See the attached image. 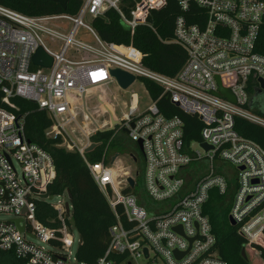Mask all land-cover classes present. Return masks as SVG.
<instances>
[{"label":"built area","instance_id":"2783aa9c","mask_svg":"<svg viewBox=\"0 0 264 264\" xmlns=\"http://www.w3.org/2000/svg\"><path fill=\"white\" fill-rule=\"evenodd\" d=\"M78 1L74 15L32 16L0 5V91L9 109L17 110L12 99H20L46 114L51 122L44 131L47 139L60 137L59 148L79 154L107 201L114 225L105 254L93 264H226L217 255L216 238L204 214L212 191L230 195L229 218L245 240L243 250L249 261L264 264L252 248L264 245V149L235 128L236 120L264 128L258 101L264 94L258 83L264 82V56L255 51L264 0H191L200 13L189 15L193 23L184 14L178 16L172 40L164 42L178 45L187 55L173 77L146 68L132 43L102 41L91 25L113 11L131 36L141 26L155 32L152 13L164 8L165 0ZM179 5L186 14L189 2L180 0ZM80 33L91 42L78 38ZM38 49L52 59L50 67L33 65ZM115 69L135 78L129 89L137 81L144 87L149 105L142 106V97L131 93L118 115L114 107L112 113L102 107V96L92 94L105 95L112 83L120 89L110 73ZM143 80L162 89L157 100ZM218 80L234 103L216 96ZM164 95L202 123L200 142L186 144L182 120L159 111L157 102ZM91 101L95 105L89 109ZM100 114L109 119H92ZM112 120L117 122L113 129H127L128 139L141 142L140 183L136 171L132 175L117 165L118 155L109 162L104 156L95 163L85 158L90 137L110 130ZM76 131L82 136L76 139L78 145L67 142V132ZM54 178L53 159L27 139L24 118L0 109V216L9 217L0 220V251L23 264H86L70 251L72 207L47 202ZM138 190L144 194L143 203L135 194ZM39 202L56 212V220H51L56 227L37 220ZM111 255L122 258L116 263Z\"/></svg>","mask_w":264,"mask_h":264},{"label":"trees","instance_id":"16d2710c","mask_svg":"<svg viewBox=\"0 0 264 264\" xmlns=\"http://www.w3.org/2000/svg\"><path fill=\"white\" fill-rule=\"evenodd\" d=\"M180 0H165L163 9L152 13L153 28L155 32L147 27L136 28L133 36L121 23L118 15L113 11L106 12L102 18L94 19L92 27L99 38L107 43L117 45H132L142 53L143 65L149 70L161 75L173 77L186 61L185 51L174 43H164L172 40L174 22L178 16L184 14L190 23L189 15L200 13L191 0L186 14L182 12ZM0 5L25 15H51L66 13L74 15L80 8L78 0H70L66 10L53 2L42 0H0ZM202 13V12H201ZM255 51L264 56V21L260 27ZM146 90L153 100H157L161 94L160 89L155 84L143 80ZM256 84V83H255ZM253 90L250 89V93ZM3 95L0 91V109L9 110L16 117L24 118V128L27 139L43 148L53 159L55 167V178L49 188L51 196L61 195L65 192L69 194V203L72 207L69 226L78 234L79 244L75 252L78 261L86 264H93L105 254L109 242V229L114 225V218L104 196L93 181L84 161L77 152H69L59 148L62 140L45 139L44 131L51 126L46 114L38 107L27 101L12 99L17 110L9 109L2 102ZM159 111L166 117L177 116L183 122V139L186 144L200 142V131L202 123L196 118L181 112L174 106L166 95L157 102ZM235 128L238 134L246 139L256 142L264 149V128L250 124L243 120L235 121ZM114 132L122 133L123 138L114 141ZM90 142L96 144L91 152L85 154V158L90 163L98 162L103 156L109 162L112 157H107L110 149H121L132 141L125 134L115 128L97 132L90 137ZM136 155H131L135 159L137 166V181H142L143 161L142 155L137 145L133 143ZM130 156V157H131ZM136 196L140 203L145 201L142 191H136ZM231 204L230 195H219L216 191L210 193V197L204 206V214L208 217L212 233L216 238L215 249L217 255L226 264H260L258 260L246 261L242 258L241 252L245 245V240L238 234L237 227L229 223V209ZM36 218L44 226L56 227L57 224L51 220H56V212L46 202L37 203ZM252 248L259 253V259L264 263V245H253ZM116 263L120 262L121 256L111 255ZM248 258V257H247ZM7 264H23L11 253L0 251V260Z\"/></svg>","mask_w":264,"mask_h":264},{"label":"rangeland","instance_id":"374dc122","mask_svg":"<svg viewBox=\"0 0 264 264\" xmlns=\"http://www.w3.org/2000/svg\"><path fill=\"white\" fill-rule=\"evenodd\" d=\"M85 22H87V20ZM78 38L83 39L86 42H91L90 38L84 36L82 33H80ZM131 93H136L142 97V99H143L141 102L142 106L150 104V102L148 101V98L145 94L144 87L142 85H140V83L138 81L127 91L120 90L116 84L112 83L111 85H109L108 90H107L105 95H102L99 91L94 92V94H92V95L93 96L101 95L103 98V105L106 104L107 106H110L111 108L114 107L116 109L117 115H118V112H120V110L122 109V103L125 102L126 104H128L129 95ZM258 101L260 103V112L264 116V94H262L258 97ZM89 105H90L89 109H91L95 104L93 103V101H91V103H89ZM103 105H102V107H103ZM89 112L92 113V110H90ZM92 119L97 121V123H102L104 120L109 119V115H107V116H102V114H100V116L93 115ZM78 123L82 124L81 118L79 119ZM71 127H72V129H76V127H74V126H71ZM102 131H104V129ZM125 136L127 137V135H125ZM44 137H45V139H47L45 132H44ZM80 138H82V136L80 135V133L78 131H76L74 134H70L67 132L66 141L69 143L74 142L76 145H78L77 144L78 141L76 139H80ZM113 138H114V141L117 142L120 138H123V134L114 132ZM83 142L86 143L85 140H83ZM90 144H94V143L90 142ZM133 146H135L133 144V142L132 143L128 142V145L125 146L124 149L123 148L113 149V150L110 149L107 153L108 158L112 157L115 154H119V162L117 165H121L122 167L125 168V171L131 172L132 175L137 170L136 164L133 162V159L130 158L131 155L132 156L136 155L134 152L130 153V151H134V150H132ZM63 149H65L66 151H69V152H73V151L68 150L66 148H63ZM47 202L49 204L55 205V206L64 205V204H68L69 206H71L69 203V199L64 194L52 196L48 199ZM8 218L9 217H6V216H0L1 221L7 220ZM73 239H74V243L71 246L70 251L72 252L73 255H75L76 249L78 247V234L75 230H73ZM33 242L35 245L44 246L47 248L46 245L41 244L38 241H33ZM246 256H247V254H246ZM0 264H7V263L1 259Z\"/></svg>","mask_w":264,"mask_h":264},{"label":"water","instance_id":"95a60500","mask_svg":"<svg viewBox=\"0 0 264 264\" xmlns=\"http://www.w3.org/2000/svg\"><path fill=\"white\" fill-rule=\"evenodd\" d=\"M42 1H50V2L56 3L61 8V10L65 11L67 3L69 0H42ZM148 23H151L150 18L148 19ZM32 63H33V65L39 66V67H50V65L52 63V59L49 56H47L43 52L42 49H38L36 51V53L34 54V56L32 57ZM110 73L122 91H127L129 89V87L133 84V82L135 81V78L133 76H131V75H129L123 71L117 70V69L111 70ZM258 83L260 85V88L264 91V82L261 79H258ZM218 85H219V87H218V91L216 92V96L227 99V100L234 103L235 102L234 98L231 96V94L228 90L224 89L221 86L219 80H218ZM111 124H112V127L110 128V130H112L117 125V122L112 120ZM131 127H133V125H131ZM123 133L125 135H128V130L127 129L123 130ZM136 145H137L139 151L142 152L141 142H137ZM95 147H96V144H90V146L85 150L86 153L91 152ZM202 147L204 149H207V146L204 144H202ZM131 158H132V156H131ZM113 160H114V158H113ZM134 161H135V159H133V162ZM128 183L132 186L133 185V179L129 178ZM47 196H48V193L43 196V199H46ZM67 196H68V199H70L68 193H67ZM65 208H66V211L69 212V206L66 205ZM229 223L231 226L236 225L235 222L231 218H229ZM176 230H178V232L180 234H182L180 228H178ZM20 231H23V227H20ZM190 242H191V240H190ZM144 254L145 255L147 254L146 250H144ZM241 255H242V258L244 260L248 261V258L246 256L244 250H242ZM175 256L179 257V255H177V254H175Z\"/></svg>","mask_w":264,"mask_h":264},{"label":"bare ground","instance_id":"6f19581e","mask_svg":"<svg viewBox=\"0 0 264 264\" xmlns=\"http://www.w3.org/2000/svg\"><path fill=\"white\" fill-rule=\"evenodd\" d=\"M102 105H103V103H102ZM103 108H105L108 112L112 113V108L110 106H107L106 104H104Z\"/></svg>","mask_w":264,"mask_h":264},{"label":"crops","instance_id":"0c3cea01","mask_svg":"<svg viewBox=\"0 0 264 264\" xmlns=\"http://www.w3.org/2000/svg\"><path fill=\"white\" fill-rule=\"evenodd\" d=\"M118 158H119V155H118ZM118 164V163H117Z\"/></svg>","mask_w":264,"mask_h":264}]
</instances>
